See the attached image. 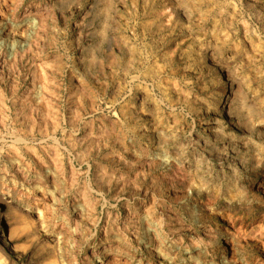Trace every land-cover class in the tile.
Segmentation results:
<instances>
[{
	"label": "rangeland",
	"instance_id": "obj_1",
	"mask_svg": "<svg viewBox=\"0 0 264 264\" xmlns=\"http://www.w3.org/2000/svg\"><path fill=\"white\" fill-rule=\"evenodd\" d=\"M22 1L0 95L37 65L46 82L24 118L0 108V180L31 201L27 226L0 211V264L113 243L132 264H264V0Z\"/></svg>",
	"mask_w": 264,
	"mask_h": 264
},
{
	"label": "bare ground",
	"instance_id": "obj_2",
	"mask_svg": "<svg viewBox=\"0 0 264 264\" xmlns=\"http://www.w3.org/2000/svg\"><path fill=\"white\" fill-rule=\"evenodd\" d=\"M22 2H23L22 0H0V36L2 37V39H0V59H1V65H2L1 68H3L6 65H9V58H11V51H12V49L14 47V43H10V44L7 45L5 43V40L3 38L5 36L8 37L9 36V33H13V37L15 39L14 42H16V41L19 42L20 40H22L23 36L26 34L25 32H27V29H28V25L25 23V19L23 21L17 23L16 26L14 27V29H12V27L10 26V24L7 25V23L9 22V20L7 19V16H6V12H7V8H8V5L7 4L8 3L13 4V9L12 10H13V12H16L21 6L22 7L24 6ZM33 9H34L33 14H37L36 11L39 8L35 6V7H33ZM28 11H29V8H28ZM28 11L25 14L22 13L23 14L22 17L28 18L30 16V13H31L30 11L29 12ZM7 26L10 28L9 31L7 30ZM33 67H34V65H33ZM1 71H2V69H1ZM43 73H44V71L41 69V66L39 67L37 65L36 67H34V70H33L32 75L30 77L29 85L22 92V94H20L19 96H16V97H12V98H7L6 96H1L0 95V108L3 109L5 107H7V101H10V103H12L11 106L14 108L15 112L18 113L20 115V117H21V114L24 113V111L27 108H30V110H31V108H33V106L34 107L36 106L35 104L39 105L38 103L41 100H44L43 93H44V90H45V82H46L45 80L46 79H45ZM36 102H38V103H36ZM42 103H44V101H42ZM22 117H21V119H22ZM44 119H46V118H44ZM17 164H18L17 166H19V162ZM56 167H59V166H56ZM5 175H6V172H5ZM29 201L30 200L28 199V197L23 196V194H21L20 192H18L15 187H9L8 185L4 184L0 180V211L1 210H4L7 215L12 216L13 219L16 218L15 221L16 220L17 221H20L19 224H22L24 226H27L28 223H27V221L24 218H21V214L22 213L20 212L21 210H18V209H19V205L20 206L21 205H24V206L30 208L31 207L30 206L31 201L30 202ZM141 208H142V206H137L136 207V209H141ZM24 215L25 214H23V217H24ZM40 216H37V219L40 220ZM19 218H20V220H19ZM27 218H28V216H27ZM130 219L131 218H124L121 221V224H120L121 227H118V228L119 229L121 228V229L125 230V228L129 225L128 222L130 223ZM134 219H135L134 221H136L137 220V217L134 218ZM5 225L7 227L9 225L8 222H7V220L5 222ZM15 231L17 232V229ZM14 234H16V233H13L12 234V237H14ZM35 235H36V233H35ZM229 235H230V237H232L234 239L238 238L236 234H231L230 233ZM10 236H11V234H10ZM10 236H8V238H6V236H4V230H0V246L2 248L8 247V245H10L9 244V243H11ZM231 240L232 239H230V241ZM113 245H114V243H113ZM113 245H109V246H105V247H100L97 250V252L95 253V256L98 259H100V261H99L98 264H132L131 261H128L127 260L126 256L123 254V251L121 250V248H119L118 245H115V246H113ZM1 247H0V249H1ZM53 252H54V250H53ZM121 255H122V257H121ZM54 258L55 257L53 256V259ZM60 258H61V256H60ZM72 259H73V257H72ZM139 260H141V259H139ZM55 262H56V260L53 263H55ZM57 264H69V263L67 261H65V259H62L61 258V263H57ZM182 264H186V263L183 262Z\"/></svg>",
	"mask_w": 264,
	"mask_h": 264
}]
</instances>
